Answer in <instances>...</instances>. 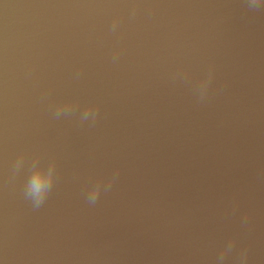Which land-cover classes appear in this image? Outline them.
I'll list each match as a JSON object with an SVG mask.
<instances>
[{
  "label": "water",
  "instance_id": "obj_1",
  "mask_svg": "<svg viewBox=\"0 0 264 264\" xmlns=\"http://www.w3.org/2000/svg\"><path fill=\"white\" fill-rule=\"evenodd\" d=\"M258 2L0 0V264H264Z\"/></svg>",
  "mask_w": 264,
  "mask_h": 264
},
{
  "label": "clouds",
  "instance_id": "obj_2",
  "mask_svg": "<svg viewBox=\"0 0 264 264\" xmlns=\"http://www.w3.org/2000/svg\"><path fill=\"white\" fill-rule=\"evenodd\" d=\"M258 0H250L249 7L257 8L259 7ZM51 182V175L49 174L45 177L40 171H37L33 174L32 179L29 182V188L35 193L38 201L43 200L44 194L47 190L48 184ZM99 194V189H94L93 194L90 199L94 202L96 197ZM235 244V237H232L227 244L223 247L220 254V259L223 258L231 251L232 247ZM243 255H247V250H244Z\"/></svg>",
  "mask_w": 264,
  "mask_h": 264
}]
</instances>
